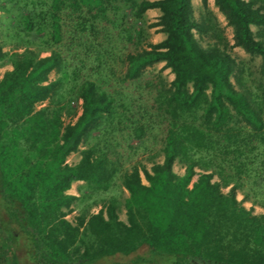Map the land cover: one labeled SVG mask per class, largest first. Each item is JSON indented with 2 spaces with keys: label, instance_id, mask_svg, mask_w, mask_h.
<instances>
[{
  "label": "trees",
  "instance_id": "16d2710c",
  "mask_svg": "<svg viewBox=\"0 0 264 264\" xmlns=\"http://www.w3.org/2000/svg\"><path fill=\"white\" fill-rule=\"evenodd\" d=\"M21 1L8 2L23 9L16 18L25 36L44 25L54 43L63 36L64 16L92 29L93 19L106 16L108 2ZM200 3L199 20L191 0L139 4L160 12L156 25L165 38L128 53L122 80H135L158 62L173 74L154 99L168 126L162 161L149 169L134 164L121 170L113 146L96 144L83 149L76 164L66 163L93 130L105 136L117 130L114 98L84 80L75 92L81 113L64 125L68 74L61 54L52 50L42 57L27 40L10 55L0 45V62L7 58L12 67L0 78V264H98L118 257L124 262L112 264H264V214L237 199L246 180L253 177L254 188L264 180V0H213L232 29V44L208 0ZM236 47L261 59L255 93L246 89L243 68L232 56ZM52 71L60 75L49 81ZM130 128L138 140L152 129L143 123ZM175 162L183 174L173 171ZM118 176L128 193L125 221L115 197L102 200L96 213L83 211L74 224L66 219L78 200L65 193L73 182L105 192Z\"/></svg>",
  "mask_w": 264,
  "mask_h": 264
},
{
  "label": "rangeland",
  "instance_id": "374dc122",
  "mask_svg": "<svg viewBox=\"0 0 264 264\" xmlns=\"http://www.w3.org/2000/svg\"><path fill=\"white\" fill-rule=\"evenodd\" d=\"M8 1L14 0H4L6 10H0V45H2L3 51L7 55L14 51L20 52L25 47L24 40H27L31 41L30 47L39 51L42 57L48 55L52 50L61 54L65 71L68 74V78L62 83L63 99L61 104L64 107L61 120L64 125L75 122L81 113V100L76 99L75 92L84 80H92L105 89L114 98V108L120 112V117L113 120L117 128L114 133H108L105 136L103 131L93 130L92 134L84 136L77 149L67 156L66 163L76 164L81 158L83 149L93 144L100 148L113 146L114 152L118 153L121 170L129 169L134 164L143 165L149 169L153 163L161 162L168 118L158 108L154 99L159 87L169 86L173 74L168 68H164L163 62H158L146 66L135 80H122L126 71L125 56L128 53L142 48L148 49L149 44L160 43L165 38L156 25L160 12L157 9L142 10L139 6L142 0H105L108 1L104 3L106 16L93 19L92 29L89 25H86V29H83V26L76 27L75 18L64 16L62 19L65 25L62 26L63 36L54 43L47 33L48 26L44 25L41 26L42 30L39 34L33 32L29 37L25 36L17 19L18 11L23 9L18 10V6ZM25 1L29 0L21 2ZM191 3L193 15L196 20H199L203 13L200 0H191ZM23 5L21 3V7ZM208 9L212 12L223 35L232 44V29L214 6L213 0H208ZM252 30L256 34L260 31L257 27H252ZM203 45L205 44L203 43ZM232 56L243 68L242 76L246 89L255 93V86L259 81L260 57L247 54L238 47L233 48ZM11 68L7 58L2 60L0 62V78L5 71L11 70ZM59 75L56 71L50 72L49 81L56 79ZM232 81L235 84L234 79ZM46 104L47 101H44L36 108ZM119 120L123 124H117ZM136 123L148 124L152 127L141 140L129 133L130 126ZM173 171L181 175L184 172V167L179 162H175ZM196 171L198 172V169ZM252 179L253 177L246 180L243 186L237 190V199L243 200V206L247 209L252 207L254 214H264V180L254 188ZM214 180L217 179L214 178ZM227 190L228 188L223 189L224 192ZM65 193L78 197V200L72 205V212L66 215V219L73 224L77 215L83 211L86 214L96 213L102 200H107L110 197L118 199L120 203L118 217L122 221L126 220L123 205L128 193L123 188L119 176L105 192L96 191L86 183L76 181ZM244 194L248 195L245 199L243 198ZM124 260V258L118 257L102 260L98 264H112L115 261L122 263Z\"/></svg>",
  "mask_w": 264,
  "mask_h": 264
}]
</instances>
